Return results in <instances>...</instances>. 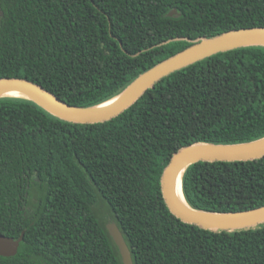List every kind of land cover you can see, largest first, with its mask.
Segmentation results:
<instances>
[{"label":"trees","instance_id":"16d2710c","mask_svg":"<svg viewBox=\"0 0 264 264\" xmlns=\"http://www.w3.org/2000/svg\"><path fill=\"white\" fill-rule=\"evenodd\" d=\"M252 27H264V0H0V79H26L92 107L197 39ZM262 137V46L170 73L102 123H70L2 98L0 235L24 236L0 264H122L105 215L133 264H264V223L205 230L173 216L161 193L180 149ZM182 192L206 212L262 207L264 157L196 162Z\"/></svg>","mask_w":264,"mask_h":264},{"label":"water","instance_id":"95a60500","mask_svg":"<svg viewBox=\"0 0 264 264\" xmlns=\"http://www.w3.org/2000/svg\"><path fill=\"white\" fill-rule=\"evenodd\" d=\"M175 13L176 11L173 10L169 13V16ZM248 46L264 47V27L235 29L210 38H199L189 47L141 73L119 94L112 97L111 99L114 101L104 108H97L102 103L92 107L71 106L42 86L20 78L0 79V99H20L17 97L1 96L6 91H18L29 97V99L23 100L33 102L58 119L78 124L102 123L111 120L128 109L148 89L152 88L157 81L170 73L214 54ZM262 157H264V137L241 144L203 143L184 147L173 154L163 171L161 177L163 200L170 213L181 222L195 225L205 230L232 232L240 229L254 228L264 223V206L232 213H213L197 210L191 207L186 199L185 204L181 203L175 194V183L180 174L182 190L184 171L190 165L199 161H252ZM106 229L118 248L122 264H133L129 249L115 223L110 222L106 224ZM23 236L24 232L17 239L0 235V256H15Z\"/></svg>","mask_w":264,"mask_h":264},{"label":"bare ground","instance_id":"6f19581e","mask_svg":"<svg viewBox=\"0 0 264 264\" xmlns=\"http://www.w3.org/2000/svg\"><path fill=\"white\" fill-rule=\"evenodd\" d=\"M1 96L3 97H17V98H22V99H29V97L24 94V93H21V92H18V91H6L4 93L1 94ZM114 100L111 99L110 101H107L105 103H102L101 105H99L97 108H104V107H107L108 105H110ZM181 176L179 174L178 178H177V181L175 183V194L176 196L179 198V200L181 201V203L185 204V198H184V195H183V192L181 190Z\"/></svg>","mask_w":264,"mask_h":264},{"label":"rangeland","instance_id":"374dc122","mask_svg":"<svg viewBox=\"0 0 264 264\" xmlns=\"http://www.w3.org/2000/svg\"><path fill=\"white\" fill-rule=\"evenodd\" d=\"M105 218H106V223L108 224V223H110V222H108V215H105Z\"/></svg>","mask_w":264,"mask_h":264}]
</instances>
